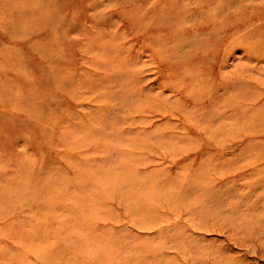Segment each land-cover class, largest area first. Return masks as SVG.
I'll return each instance as SVG.
<instances>
[{
    "label": "rangeland",
    "instance_id": "obj_1",
    "mask_svg": "<svg viewBox=\"0 0 264 264\" xmlns=\"http://www.w3.org/2000/svg\"><path fill=\"white\" fill-rule=\"evenodd\" d=\"M0 264H264V0H0Z\"/></svg>",
    "mask_w": 264,
    "mask_h": 264
},
{
    "label": "bare ground",
    "instance_id": "obj_2",
    "mask_svg": "<svg viewBox=\"0 0 264 264\" xmlns=\"http://www.w3.org/2000/svg\"><path fill=\"white\" fill-rule=\"evenodd\" d=\"M251 72V71H250Z\"/></svg>",
    "mask_w": 264,
    "mask_h": 264
}]
</instances>
